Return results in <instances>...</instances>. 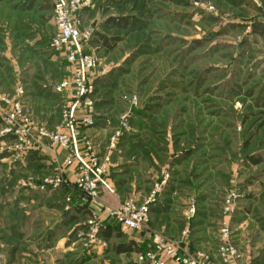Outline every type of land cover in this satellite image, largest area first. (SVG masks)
Listing matches in <instances>:
<instances>
[{"label": "rangeland", "instance_id": "obj_1", "mask_svg": "<svg viewBox=\"0 0 264 264\" xmlns=\"http://www.w3.org/2000/svg\"><path fill=\"white\" fill-rule=\"evenodd\" d=\"M52 2L0 0V92L14 96L23 86L31 118L49 129L62 126L72 95L55 84L74 70L50 46ZM85 29V48L99 61L89 75L92 123L78 124L76 137L105 164L111 191L99 187L95 199L80 191L78 165H63L66 149L47 143L16 157L12 138L0 135V264H150L137 257L154 253L155 234L181 255L203 252L207 264H222L225 220L233 264L256 255L264 264V0H89L80 12ZM165 171L147 223L126 229L107 215L128 198L144 201ZM54 175L62 184L41 189ZM130 241L135 252H114Z\"/></svg>", "mask_w": 264, "mask_h": 264}, {"label": "built area", "instance_id": "obj_2", "mask_svg": "<svg viewBox=\"0 0 264 264\" xmlns=\"http://www.w3.org/2000/svg\"><path fill=\"white\" fill-rule=\"evenodd\" d=\"M89 0H53L52 11L56 33L50 40V46L60 51L67 63L73 67L71 79H63L55 84V90L61 91L70 88L71 99L63 115L62 126L57 125L47 128L45 125L36 123L30 116L23 102L24 88L17 86L14 96L0 92V135L12 138V149L16 157L26 154L28 151L40 150L45 144L52 148L67 150L63 165L70 166L77 164L79 175L75 183L80 191L86 196L95 199L99 187L111 191L109 186L102 181L101 174L105 171V164L97 165V156L89 141H82L76 137L78 124L87 126L92 123L93 101L91 92L93 85L90 80V73L96 67L99 58L94 52L85 48V41L90 39V29L80 30V12ZM134 101L135 98L133 97ZM5 107V108H4ZM84 113H76L77 109ZM5 110V111H4ZM79 116H78V115ZM119 131L111 137L114 139ZM108 157L105 158V161ZM169 178L167 171L163 172L161 179L155 183L151 192L141 203H137L134 197L128 198L117 207L107 208V215L126 229H139L149 220L152 205L157 201L158 195ZM63 180L57 176L45 177L40 184L41 189L56 187L62 184ZM237 194L230 192L224 200L223 211L230 215L235 207ZM194 212V207H190ZM229 220V217L227 218ZM91 233L98 232V224L94 219L89 220ZM220 244L217 253L222 264H233L237 257L235 247L230 242L229 222L225 220L220 227ZM154 253L146 252L138 254V262L150 264H207L208 256L203 252H195L191 255H181L175 244L165 242L160 236L153 235ZM158 253L162 257L158 256Z\"/></svg>", "mask_w": 264, "mask_h": 264}, {"label": "trees", "instance_id": "obj_3", "mask_svg": "<svg viewBox=\"0 0 264 264\" xmlns=\"http://www.w3.org/2000/svg\"><path fill=\"white\" fill-rule=\"evenodd\" d=\"M107 21L115 24L116 26H125L127 23L123 17L119 18L118 20L111 17ZM97 35L101 39L104 47L107 50L112 47V43L110 42L108 44L106 37L102 33L96 31L95 36H97ZM196 43L198 44V42H196ZM249 159L252 161L253 164H256V163H259L260 161H263V159L258 157V156H255V157L251 156ZM152 209H153V207L151 208V211H152ZM76 210L81 212L83 209H82V207H76ZM103 235L105 237H109L111 235V229H106L103 232ZM15 250H16L15 248H11V250L9 252L10 261H12V259H13ZM113 250L115 253H131V252H135L137 250V248H136V245L134 244V242L130 241L129 243H122V242L116 243L113 247ZM258 262H259V260L255 261L254 264L258 263Z\"/></svg>", "mask_w": 264, "mask_h": 264}, {"label": "crops", "instance_id": "obj_4", "mask_svg": "<svg viewBox=\"0 0 264 264\" xmlns=\"http://www.w3.org/2000/svg\"><path fill=\"white\" fill-rule=\"evenodd\" d=\"M63 154H64V152H63ZM159 200H161V199H159ZM157 204H158V202H156V205ZM154 206H153V208H154ZM75 209H76V207H75ZM152 211H153V209H152ZM261 257H262V255H260V256L256 255V256H251V257L245 256V257H242L241 260H239L236 264H254L255 261H257V260L260 261ZM217 264H219V263H217Z\"/></svg>", "mask_w": 264, "mask_h": 264}]
</instances>
